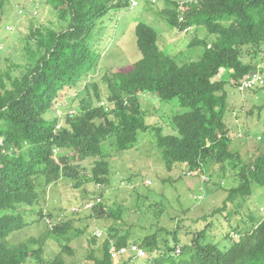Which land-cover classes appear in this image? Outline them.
<instances>
[{
	"label": "trees",
	"instance_id": "16d2710c",
	"mask_svg": "<svg viewBox=\"0 0 264 264\" xmlns=\"http://www.w3.org/2000/svg\"><path fill=\"white\" fill-rule=\"evenodd\" d=\"M45 1L64 25H32L22 72L14 75L0 68V264H48L45 245L53 237L68 238L71 212L61 209L45 214L41 188L66 180L77 188L82 178L86 179L82 172L87 171L83 166L87 159L95 162L89 170L91 180L109 183L111 150L132 149L140 132L155 133L168 171L176 167L210 171L218 166V171L225 172L227 164L240 167L239 183L229 190L224 206L239 196L251 195L254 184L264 186V153L254 161L243 160L231 148L226 125L227 88H238L241 80L256 70L254 62L244 59L248 54L256 57L264 45V0L186 2L184 23L177 18V0H167L172 6L164 15L171 25L181 30L195 26L207 31L208 36L199 42L204 46L200 57L180 63L162 50L157 31L140 22L136 36L141 57L105 74L107 104L99 105L101 99L95 104L90 88L93 86L95 96L101 98L97 82L86 84L82 93L87 94H80L81 106L74 113L66 111L58 117L52 116L57 112V101L97 66L99 56L90 47L94 29L110 8L130 5L128 0ZM10 4L12 0H0V28L4 27ZM16 7L19 12L21 7ZM147 93L164 101H179L182 111L171 113V130L147 122L148 111L141 101ZM207 182L210 186V180ZM103 199L99 194L89 201L96 202L92 210L88 209L91 215L118 220L122 209L107 212L109 206ZM76 211L80 213L81 209ZM221 212L218 208L213 215ZM32 213L47 220L46 235L12 243L13 233L34 222L28 218ZM116 222L103 240L94 233L92 240L86 236L94 246L84 264L131 263L133 253L117 259L112 256L113 243L121 248L129 245L132 237ZM208 226L193 231L192 241L185 243L180 253H176L181 243L177 232H172L170 240L156 231L138 245L148 251L152 264H264V219L229 248L211 238ZM86 230L81 236L87 235ZM65 250L74 253L72 247ZM54 263L66 264L59 258Z\"/></svg>",
	"mask_w": 264,
	"mask_h": 264
},
{
	"label": "rangeland",
	"instance_id": "374dc122",
	"mask_svg": "<svg viewBox=\"0 0 264 264\" xmlns=\"http://www.w3.org/2000/svg\"><path fill=\"white\" fill-rule=\"evenodd\" d=\"M191 1L177 0L179 22L186 21H182L181 16L186 17L185 3ZM179 3H184L183 8ZM16 6L21 7L19 12ZM171 6L167 0H161L157 4L141 3L133 8H110L103 21L94 29L90 40V47L99 56L94 72L87 73L79 86L69 90L57 101V112L52 116L58 117L66 111L74 113L81 106L80 94L83 88L94 82L99 84L98 91L101 95L98 99L94 87L90 88L95 104L100 99L99 105L107 104L108 89L103 82L105 74L133 64L141 57L136 36V25L140 22L149 24L157 31L162 50L180 63L197 60L204 50L199 42L208 33L195 26L181 30L179 26L171 25L164 15L165 9ZM8 8L10 11L6 15L4 27L0 28V68L19 75L27 61L26 43L31 26L47 25L57 28L63 26L64 21L45 0H37L36 3L32 0H12ZM244 60L254 62L256 71L264 76V45L256 57L248 54ZM246 80L247 77H244L243 85ZM227 89L226 125L232 140L231 148L238 151L243 160L254 161L264 153V85L255 90L241 87ZM86 94L82 93L83 96ZM141 101L148 111L147 122L154 126H163L162 130H171V113L182 111L177 99L164 101L147 93L142 95ZM108 159L111 172L110 182L107 184H96L91 180L89 170L95 162L87 159L83 164L87 171L82 172V177L86 179L82 178L77 188L68 180L41 188L40 201L45 214L49 210L57 213L61 209L71 212L68 238L53 237L45 245L48 264H55L54 260L57 258L66 264H84L89 249L94 246L87 237L92 240L93 233L96 236V232L97 235L104 232L99 237L103 240L116 221V226L123 233L126 230L131 232L130 244H138L144 237L156 231L161 238L168 237L173 240L172 232H177L181 238L178 247L181 248L192 241L193 231L202 230L209 225L211 238L221 247L229 248L241 234L264 219V186H257L258 184L252 186L251 195L239 196L224 206L229 190L239 183L240 167L232 168L231 164H227L225 172L218 171V166L210 171H186L184 167L168 171L158 151L154 132H140L132 149L120 152L114 148ZM209 180L210 186L207 185ZM99 194H103V200L109 206L106 207L107 212L114 208L122 209L118 220L107 218V215L104 219L98 218L94 213L91 215L87 205L91 206L89 201ZM78 207L81 211L75 213ZM218 208L222 212L213 215ZM28 218L34 222L13 233L10 236L12 243H19L32 236L46 235L49 228L46 219L33 213ZM85 227L89 231L86 230L87 235L81 236ZM70 247L74 250L73 254L65 250ZM144 250L147 256L134 257L130 264H152L150 254Z\"/></svg>",
	"mask_w": 264,
	"mask_h": 264
},
{
	"label": "built area",
	"instance_id": "2783aa9c",
	"mask_svg": "<svg viewBox=\"0 0 264 264\" xmlns=\"http://www.w3.org/2000/svg\"><path fill=\"white\" fill-rule=\"evenodd\" d=\"M35 1V0H33ZM131 2V6L132 7H136L137 5H139L140 3H148V4H154L159 2L160 0H130ZM180 7L183 8L184 3H179ZM181 20H184V17L181 16ZM259 74V75H258ZM264 84V77L260 72H252L251 74H249L247 76V80L246 82L243 84H241V89H250V88H254L258 85H262ZM101 199L98 198V201H100ZM91 206L88 204L87 207L89 208H93V206L95 205L94 202H90ZM77 210V209H76ZM104 232H99L97 235L96 232V236L99 238L101 235H103ZM111 252H112V256L113 257H119L121 255H126L129 253H135L136 256H147L146 251L140 247L138 244H130L128 246H122L121 248H118L114 243L112 245L111 248ZM177 252L180 253L181 249L180 247L177 248Z\"/></svg>",
	"mask_w": 264,
	"mask_h": 264
},
{
	"label": "clouds",
	"instance_id": "9594fccd",
	"mask_svg": "<svg viewBox=\"0 0 264 264\" xmlns=\"http://www.w3.org/2000/svg\"><path fill=\"white\" fill-rule=\"evenodd\" d=\"M160 1H161V0H160ZM160 1H159V2H160ZM32 2H33V3H36L37 0H35V1L32 0ZM128 2H129L130 7L133 8V7L131 6V3H130L131 1L128 0ZM191 2H193V0H192ZM157 3H158V2H157ZM157 3H154V4H157ZM140 4H141V3H140ZM144 4H148V3H144ZM149 5H150V4H149ZM137 6H138V5H137ZM183 17H184V16H183ZM184 19H185V18H184ZM253 72H260V71H256V70H255V71H253ZM260 73H261V72H260ZM248 75H249V74H248ZM248 75H247V76H248ZM247 76H246V77H247ZM263 77H264V76H263ZM242 80H243V79H242ZM242 80H241V84H242ZM241 84H240V86H241ZM263 85H264V84H262V85H258V86H263ZM240 86H239V88H240ZM256 87H257V86H256ZM254 88H255V87H254ZM251 89H253V88H251ZM97 238H98V237H97ZM129 245H130V244H129ZM126 246H128V245H126ZM133 254L135 255V253H133ZM121 256H122V255H121ZM121 256H119V257H121ZM119 257H114V258L117 259V258H119ZM135 257H138V256L135 255Z\"/></svg>",
	"mask_w": 264,
	"mask_h": 264
}]
</instances>
